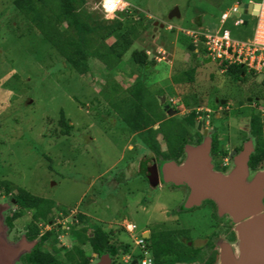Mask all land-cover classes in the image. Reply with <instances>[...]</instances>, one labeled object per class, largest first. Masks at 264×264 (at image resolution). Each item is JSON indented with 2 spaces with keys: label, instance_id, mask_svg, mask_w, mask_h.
I'll list each match as a JSON object with an SVG mask.
<instances>
[{
  "label": "rangeland",
  "instance_id": "1",
  "mask_svg": "<svg viewBox=\"0 0 264 264\" xmlns=\"http://www.w3.org/2000/svg\"><path fill=\"white\" fill-rule=\"evenodd\" d=\"M10 2L0 0V177L10 183L12 192L22 188L49 201L52 213L87 210L107 220V228L112 230L117 229L112 220L126 218L136 225V230L131 234L122 233L118 239L132 247L142 230L149 225H163L166 220L170 223L177 219L181 225L191 227L193 236L206 233L207 208L201 206L177 213L186 195L185 189L166 185L149 192L136 166L142 159L139 153L152 150L142 140L148 136L132 132L116 110L128 99L131 84L140 79L148 87L149 95L145 99L154 101L156 98L162 109L161 98L172 110L182 107L180 115L189 111L184 103L190 105L194 99L203 102L197 109V119L205 123L206 135L201 136L197 127L186 126L184 117L179 114L171 116L179 123L177 128L181 133H184L183 128L187 131L182 136L191 135L188 145H197L195 137L200 136L205 141L215 133L220 143L225 142L229 148L237 144L244 137L239 130H243L242 125L248 121L240 120L237 127L238 118L249 116L252 109L264 116L263 100L248 106L251 103L248 99L264 96L262 76L249 77L245 83L228 81L221 76L223 70L218 63L209 61L204 50L195 56L187 52L188 37L180 35L186 30L214 32L220 15L233 1L120 0L114 12L130 5L149 19V30L125 52L115 69L106 70L97 60L90 59V70L84 75L65 67L53 49L37 38L15 36V31L8 27ZM175 7L180 17L168 20L169 12ZM86 9L103 19L114 13L106 12L103 0H88ZM133 19L137 20L138 16L134 15ZM154 22L158 24L154 26ZM255 26L256 18L250 17L244 27L236 28L228 22L227 28L233 38L243 40L253 36ZM146 47H149V58L156 63L139 69L132 64L131 53ZM189 67L196 68L194 86L178 88L172 78ZM214 97L219 101L215 102ZM241 101L245 104L239 108ZM224 112L231 114L232 119L213 120L214 115ZM61 115L72 126L68 135L60 134ZM211 125L215 126L214 131L210 130ZM165 126L167 130L172 129V125ZM154 127L157 129L156 125ZM155 140L160 152L157 157H161L167 146L158 133ZM209 140L211 148L212 140ZM0 206L8 207L2 213L5 219L15 208L11 200L1 196ZM23 216L15 224L18 230L30 219L29 214ZM121 223L125 225L124 221ZM4 234L13 242L8 229ZM143 234L148 236L146 232ZM5 238L0 235V243L5 250H10L13 246H6ZM59 241L69 244L65 234ZM20 245L21 242H17L14 247ZM61 258L64 259L62 254Z\"/></svg>",
  "mask_w": 264,
  "mask_h": 264
},
{
  "label": "trees",
  "instance_id": "2",
  "mask_svg": "<svg viewBox=\"0 0 264 264\" xmlns=\"http://www.w3.org/2000/svg\"><path fill=\"white\" fill-rule=\"evenodd\" d=\"M87 2L88 0H11L8 27L12 32L15 31L17 37L31 36L37 38L40 43L48 45L62 60L64 66L72 69L78 75L89 72L88 61L90 59L97 60L106 70L115 69L125 52L137 39L141 38L143 32L149 30V19L130 5L127 8L117 9L111 17L103 19L86 9ZM239 2L241 3L240 0ZM134 15L138 16L137 20L133 19ZM171 30L174 31V29ZM180 35L185 36L182 32ZM147 48L149 47L135 49L131 53V62L139 69L156 63L155 60L149 58V49ZM185 50L195 56L204 49L200 48L196 52L197 44L188 37ZM215 62L223 70L221 76L230 82L245 83L247 78L256 77L253 73H248L241 65L226 66L224 62ZM180 72L179 75L172 78V83L176 84L178 88L184 85L192 88L195 83L196 68L189 67ZM136 81L131 84L128 91L129 97L121 102L122 105L119 110H116L117 113L132 132L148 136L142 137V140L156 156L160 152L157 150L159 144L155 137L157 133L160 134L167 146V151L161 154L162 159L178 162V158L184 156V146L186 143L189 144L191 135L189 138L182 136L187 131L183 128L184 133L183 131L181 133L177 128L179 123H175L172 119L176 115L167 117L158 101L155 100L156 98L154 101L145 99L149 95L148 87L142 80ZM257 96H253L257 100L253 99L249 105L264 101V96ZM194 97L196 98V95ZM202 104V101L196 99L190 105L183 104L185 108L189 109L186 114L180 115V117H184L186 126L197 127L199 123L197 109ZM243 104L245 102L238 103L239 106ZM179 109H176V113L179 112ZM246 117L251 136L255 137V149L250 157L249 165L252 170H256L264 166V116L252 109L250 115ZM155 125L157 129H154ZM165 125H172V129L167 130ZM58 126L61 127L60 134L62 135H68L72 129V126L62 115L58 120ZM215 134H212L211 137L212 148L216 151L219 150L218 152L222 156H226L228 145L225 142L220 143ZM200 141H202L201 137L198 136L197 144ZM9 184L7 180L0 177V195L5 197L12 195L16 203V209L12 212L11 217L6 218V225L10 226L12 220L30 212L31 221L28 227L32 233L31 237L37 236L39 234L37 224L45 225L51 220V203L22 188H17L15 192H12ZM60 233L61 231L45 233L40 238L38 245L25 255L24 259L30 264H90L91 258L83 249L85 245L95 254L106 253L111 257L117 255L119 258L129 255L131 258L138 257L139 260L142 258L141 250L135 256L130 253L131 246L128 243L113 240L116 237L114 231H104L99 227L84 229L81 232L71 231L70 235L75 239L76 245L67 252L55 247L57 236ZM174 237L175 231L168 230L152 233L148 239H145V249L153 258V264H175L189 262L196 258L195 256L190 257L189 252L182 249L180 251L176 249L174 252L169 251L171 245L173 248L175 247ZM48 241H50L49 246L43 249V243ZM60 254L63 255V260L59 259Z\"/></svg>",
  "mask_w": 264,
  "mask_h": 264
},
{
  "label": "water",
  "instance_id": "3",
  "mask_svg": "<svg viewBox=\"0 0 264 264\" xmlns=\"http://www.w3.org/2000/svg\"><path fill=\"white\" fill-rule=\"evenodd\" d=\"M239 14L247 24L250 17L257 15L258 3L239 4ZM178 9L173 8L167 19L179 18ZM158 22H154L156 26ZM159 27L162 29L163 25ZM156 27H154V30ZM204 48L197 45V50ZM249 101V100H248ZM164 100L161 98V103ZM167 116L175 112L164 107ZM200 125H198V128ZM210 138L197 145L184 146V159L180 163L165 162L160 168L162 180L175 186H186L189 189L184 207L189 209L199 206L203 200H211L215 203L219 215H228L234 224L236 240L234 243L220 245L217 264H264V212L262 198L264 196V170L249 174L247 167L248 154L252 151L253 140L250 139L246 146V152L234 158L233 167L226 173L217 172L211 163ZM249 149V150H248ZM155 178L158 171L154 168ZM14 203L15 200L11 199ZM8 207L0 206V235L5 238V216L3 212ZM5 245L13 246L5 250L0 243V264H21L19 256L28 252L32 246L30 243H21L15 248L13 242L5 238ZM102 264H109L108 257L101 259ZM135 264V263H133Z\"/></svg>",
  "mask_w": 264,
  "mask_h": 264
},
{
  "label": "flooded vegetation",
  "instance_id": "4",
  "mask_svg": "<svg viewBox=\"0 0 264 264\" xmlns=\"http://www.w3.org/2000/svg\"><path fill=\"white\" fill-rule=\"evenodd\" d=\"M255 99L257 100L256 97H253L252 99H248L249 103L252 102V100ZM165 100V99H164ZM215 102H218L219 100L214 97ZM226 101V100H225ZM224 101V102H225ZM223 102V103H224ZM222 103V104H223ZM219 104V103H218ZM163 109L165 106V101L162 103ZM225 105V104H223ZM222 105V106H223ZM242 105L238 106L239 108ZM248 106H250L248 104ZM169 109H171L169 107ZM234 110L233 108H231ZM172 110V109H171ZM167 110L164 109V112ZM175 113L172 116L178 115L180 112L176 113V110H173ZM180 115V114H179ZM183 115V114H182ZM171 117V116H170ZM223 119L224 121L232 119V115L228 114L227 112H224L220 114L219 116L214 115V119ZM247 119V117L242 115L240 118H238L237 122V127L238 123L240 120ZM198 125L200 127L198 128ZM197 125L198 131L200 135L202 136L203 134H207L205 131V123L204 122H199ZM244 128L243 130H239V132L244 134V137L238 141L237 144L234 146H227V155L222 156L219 154V150L216 151L213 150L212 146L209 151V155L211 157V163L213 164V168L217 172L221 173H226L233 167L234 163V158L239 157L243 153L246 152V144L249 143V139L252 138L253 140V145L250 148L252 151L248 154V160H247V167L249 170V174L253 175L257 171H262L264 170V166L261 168H258L256 170H252L249 165V160L251 155L253 154V151L255 149V137L251 136V133L248 129V123H244L242 125ZM209 129V128H208ZM210 130L214 131L215 126L211 125ZM195 139H197L195 137ZM211 139V138H210ZM202 140V138H201ZM227 140V139H226ZM191 141V140H190ZM189 141V143H190ZM201 142V141H200ZM199 142V143H200ZM222 148V147H221ZM249 150V149H248ZM216 151V152H215ZM140 155H142V159L136 163L137 166V174H141L144 177V181L147 183L149 192L153 190H161L164 188V186L169 185L172 188H182L186 190V195L184 197L182 205L179 207L177 213H182L183 211H190L195 207H205L209 211L208 219H209V224H208V229L206 233L201 234L200 236H193L191 233V227L186 226V225H181L179 223V220L174 219V221L170 220L171 222L169 223L167 220L164 221L163 225H149V228H146L145 230H142L140 235L144 237L143 232L148 233L147 237H144V239H148L152 233L159 232V231H175V237H174V245L175 247L173 248L172 245L169 248V251L171 250L174 252L176 249L180 251V249L185 250L189 252V256H195L196 258H193L189 262H177L175 264H217L218 263V258H219V248L220 245L223 243H234L236 240V234L234 230V224L232 223L231 219L229 218L228 215H219L217 211V207L215 203L211 200H203L199 206H193L189 209H186L184 207L185 201L188 197L189 194V189L186 186H175L171 183H166L162 180V177L160 175V168L163 163L173 161V160H163L161 157H157L156 154H154L152 151H147L146 153L140 152ZM184 159V156L182 158H178V162H182ZM175 162V161H173ZM156 169L158 171V177L155 178V174L153 172V169ZM116 178H118L116 176ZM4 199L11 200L13 199V196L5 197L0 195ZM14 209L10 211V213L6 216V218L11 217L12 212L16 209V203L14 202ZM262 208L264 212V196L262 198ZM142 209H145L142 207ZM29 214L30 219L27 223L24 224V226L18 230L17 226L15 225L16 222L21 219L24 216H21L20 218H16L12 220V223L10 226H7L12 239L13 243L21 242V243H30L32 244L30 250L28 252L23 253L22 255L19 256V260L21 264H30L28 263L24 258L25 255L29 254L34 247H36L39 243L40 238L47 232H59L61 233L57 236V243L55 244L56 248L61 249L63 252H67L74 248L76 245L75 239L70 235L71 231L74 232H81L84 229L89 230L90 228H96L99 227L104 231H114L116 233V237L113 240H119L118 237L122 235V233H128L131 234L136 230V225L133 224L132 222L127 221L126 218L121 219V220H112L117 228L116 230L108 229L107 225V220H104L97 215L93 216L92 214H89L87 210H79L76 212H71V211H66V212H58V213H52L51 220L47 222V224L43 225L41 223L37 224V229L39 231V234L37 236L31 237L32 233L29 230L28 224L31 221V215L30 212H27ZM25 213V215L27 216ZM28 216V217H29ZM80 216V217H79ZM122 221L125 222V225H122ZM6 223V219H5ZM18 230V231H17ZM65 234L66 235V240H69V244H61L59 241V238ZM90 235V234H88ZM50 241L43 243L42 248H46L49 246ZM86 248V249H85ZM88 248V249H87ZM83 249L85 250L86 254L91 258L90 264H102L101 259L103 260L105 256L108 257V262L109 264H139V258H131L129 255H124L119 258V256H114L111 257L109 254L106 253H100V254H95L92 253L89 249L88 246H83ZM145 249V248H144ZM140 248L131 246L130 247V253L137 256L138 251ZM148 253V252H147ZM148 256L150 257V253H148ZM125 257V258H124ZM151 259V264H153V258L150 257Z\"/></svg>",
  "mask_w": 264,
  "mask_h": 264
},
{
  "label": "built area",
  "instance_id": "5",
  "mask_svg": "<svg viewBox=\"0 0 264 264\" xmlns=\"http://www.w3.org/2000/svg\"><path fill=\"white\" fill-rule=\"evenodd\" d=\"M232 6L220 15L219 26L214 32L186 30L184 34L195 44L204 47L206 57L213 61L224 62L226 66L241 65L248 73L262 76L264 81V0L259 3L256 26L253 36L248 39H235L227 28V22L234 27L243 25L244 20L239 14V0H232ZM134 245L140 248L142 258L139 264H151V259L145 248V239L139 236Z\"/></svg>",
  "mask_w": 264,
  "mask_h": 264
},
{
  "label": "clouds",
  "instance_id": "6",
  "mask_svg": "<svg viewBox=\"0 0 264 264\" xmlns=\"http://www.w3.org/2000/svg\"><path fill=\"white\" fill-rule=\"evenodd\" d=\"M118 3H119V0H103V8L106 10L107 13L111 14L116 9Z\"/></svg>",
  "mask_w": 264,
  "mask_h": 264
},
{
  "label": "crops",
  "instance_id": "7",
  "mask_svg": "<svg viewBox=\"0 0 264 264\" xmlns=\"http://www.w3.org/2000/svg\"><path fill=\"white\" fill-rule=\"evenodd\" d=\"M262 1V0H261ZM119 2H120V0H119ZM252 3H256V2H252ZM260 3V2H259ZM119 4V3H118ZM128 148H130L131 149V147L130 146H128Z\"/></svg>",
  "mask_w": 264,
  "mask_h": 264
}]
</instances>
